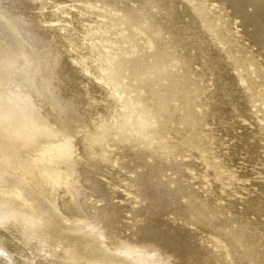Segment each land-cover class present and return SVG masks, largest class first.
I'll list each match as a JSON object with an SVG mask.
<instances>
[{
    "label": "rangeland",
    "instance_id": "obj_1",
    "mask_svg": "<svg viewBox=\"0 0 264 264\" xmlns=\"http://www.w3.org/2000/svg\"><path fill=\"white\" fill-rule=\"evenodd\" d=\"M50 1H42L40 9L48 25H59L50 38L68 51L67 63L75 72L71 94L82 97L73 103L91 124L75 139L74 153L86 160V171L94 153L103 157L110 178L108 197L102 200L111 205L114 235L135 239L141 220L157 214L182 241L201 246L206 264H237L234 245L219 234L221 225L224 237L235 235L256 248L253 255L241 251L244 264H264L259 227L264 214L255 221L241 215L249 223L244 225L248 237L237 235L231 222L233 200L240 197L249 204L254 196L249 183L264 180V76L257 73L260 60H246L247 41L235 27L228 1L188 0L187 11L181 0H90L95 13L86 21L70 2L48 17ZM29 2L0 0V16L26 9L31 16ZM77 39L98 52L84 55L77 46L70 53L67 45ZM88 63L103 68L102 81L98 71H84ZM241 92L250 97L239 101ZM146 182L150 192L160 191V202L153 206ZM117 203L118 210L112 206ZM183 206L184 217L179 213ZM224 219L232 225L220 224Z\"/></svg>",
    "mask_w": 264,
    "mask_h": 264
},
{
    "label": "bare ground",
    "instance_id": "obj_2",
    "mask_svg": "<svg viewBox=\"0 0 264 264\" xmlns=\"http://www.w3.org/2000/svg\"><path fill=\"white\" fill-rule=\"evenodd\" d=\"M28 1L34 7L31 16L27 9L21 15L0 16V264H206L201 246L182 241L157 214L141 220L135 239L114 235L111 205L102 200L108 197L106 178H110L103 157L94 153L86 171V160L74 153L75 139L86 134L91 124L73 103L82 97L71 94L75 72L67 63L68 51L50 38L59 25L47 24L46 13L40 9L47 0ZM89 1H50L48 17L58 13L59 5L70 2L86 21L95 13ZM227 1L235 27L247 41L246 60L248 64L260 60L257 73L264 76V0ZM180 4L191 11L188 0ZM77 46L84 55L97 50L93 45L86 48L80 39L67 48L74 54ZM231 63V59L224 62ZM84 71H98L99 82L106 76L97 64L88 63ZM64 88L69 90L65 95ZM248 97L241 92L239 101ZM119 107L122 115L128 112L124 105ZM150 186L146 182L143 187L153 206L160 202V191L150 192ZM248 189L254 193L249 204H242L238 197L230 206L237 235L247 234L244 225L249 223L241 215L253 220L264 214V180L250 182ZM91 199L94 203L89 205ZM187 201L183 203L186 208ZM112 206L120 207L118 203ZM184 206L179 209L182 217L186 216ZM198 209H202L200 204ZM196 212L204 216L202 210ZM223 222L231 223L219 221ZM219 227L220 236L234 245L237 264H244L241 251L250 250L246 253L253 255L256 248L235 235L224 237L223 226ZM259 227L264 231V225Z\"/></svg>",
    "mask_w": 264,
    "mask_h": 264
},
{
    "label": "snow or ice",
    "instance_id": "obj_3",
    "mask_svg": "<svg viewBox=\"0 0 264 264\" xmlns=\"http://www.w3.org/2000/svg\"><path fill=\"white\" fill-rule=\"evenodd\" d=\"M0 226H2V222H0Z\"/></svg>",
    "mask_w": 264,
    "mask_h": 264
}]
</instances>
